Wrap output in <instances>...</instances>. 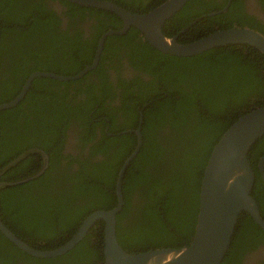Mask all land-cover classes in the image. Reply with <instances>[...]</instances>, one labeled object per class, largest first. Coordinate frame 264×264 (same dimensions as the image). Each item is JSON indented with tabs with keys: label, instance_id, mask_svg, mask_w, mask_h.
<instances>
[{
	"label": "trees",
	"instance_id": "trees-1",
	"mask_svg": "<svg viewBox=\"0 0 264 264\" xmlns=\"http://www.w3.org/2000/svg\"><path fill=\"white\" fill-rule=\"evenodd\" d=\"M112 1L137 12L160 2ZM65 7L69 21L61 28L58 14L39 0L27 17L34 18L26 27L30 34L20 32L24 41L17 46H6L0 19V102L11 99L32 71L77 72L91 62L99 35L121 25V19L106 9L68 1ZM214 7L209 0H187L165 20L162 30L172 35L188 29L192 37L177 34V40L188 41L233 24L234 17L228 16L231 6L205 14L218 8ZM85 15L87 33L78 24ZM201 18L219 25L201 26ZM46 42L52 45L43 52L40 45ZM124 65L132 69L129 75L122 73ZM263 104L264 55L252 45L226 44L183 56L159 51L132 25L121 34H108L92 69L67 80L35 76L16 104L0 109V169L35 145L48 155L41 175L0 187V219L28 243L54 247L90 211L112 207L117 170L135 144V134L125 129L134 128L140 115L141 144L121 178L116 239L131 251L187 243L212 145L241 113ZM69 128L81 144L89 142L87 155L61 153ZM93 154L100 157L93 159ZM260 154L264 133L248 152L255 172L251 194L264 213V186L255 166ZM63 157L65 164L60 163ZM39 164L38 153L21 155L0 171V180L29 174ZM102 228V219H96L69 249L47 257L26 253L0 232V264H99ZM249 230L262 229L242 210L219 264H234L235 251L253 240Z\"/></svg>",
	"mask_w": 264,
	"mask_h": 264
},
{
	"label": "water",
	"instance_id": "water-1",
	"mask_svg": "<svg viewBox=\"0 0 264 264\" xmlns=\"http://www.w3.org/2000/svg\"><path fill=\"white\" fill-rule=\"evenodd\" d=\"M69 1L112 11L121 19V25L118 28H108L100 34L91 62L85 64L80 70L68 75L50 71H32L11 99L0 102V109L16 104L35 76H51L59 80H67L77 78L92 69L97 64L104 37L108 34L123 33L130 25L138 30L142 39L163 53L184 56L214 46L247 43L256 47L264 55V34L249 26L216 28L188 41L177 40V34H165L162 30L163 23L186 0H162L152 8L140 13L130 11L111 0ZM140 123L141 118L139 117L138 125L135 128L125 130L133 131L136 141L117 170L114 182L116 202L112 207L90 211L67 239L55 247L41 248L28 244L11 231L1 219L0 232L26 253L47 257L61 254L69 249L83 237L96 219H102L103 245L101 252L103 257L99 264H219L229 246L239 213L242 210L248 212L255 222L264 229V220L258 214L257 203L251 194L255 172L248 157L251 144L264 133L263 104L241 113L212 145L199 182L197 211L189 241L178 246L161 245L138 251L122 248L115 235V214L123 203L120 187L124 169L141 144ZM34 150L29 149L28 151ZM256 165L264 183V154L258 158ZM42 168L16 179L0 180V187L23 182L38 174Z\"/></svg>",
	"mask_w": 264,
	"mask_h": 264
},
{
	"label": "flooded vegetation",
	"instance_id": "flooded-vegetation-1",
	"mask_svg": "<svg viewBox=\"0 0 264 264\" xmlns=\"http://www.w3.org/2000/svg\"><path fill=\"white\" fill-rule=\"evenodd\" d=\"M66 1L72 2L69 0H65V1L64 0L63 1L62 0H40V3H44L45 8L47 6L52 7L54 9V11L58 14V17L60 18L61 28H64L66 23L69 21L67 14H66V11H65L66 10V7H65ZM139 1L141 3H144V1H145L147 3L148 0H139ZM161 1L162 0H160V2ZM112 2H114V1H112ZM72 3H74V2H72ZM114 3H116V2H114ZM209 3L212 5V7L215 6L218 8L216 10L210 9L205 14L211 15L214 13H220L222 11H225L228 7L231 6V8H229L231 10V12L228 16H232L234 18L232 19L233 24L230 26H249V27L254 28L257 31L263 33V31H264V0H241L239 3H233V0H209ZM157 4H155V5H157ZM38 5H39V0H0V19L4 22V26H5L6 46L12 45V44H13V46H17V44L23 42L24 40L19 38L20 32H25L27 34H30L29 30H27L26 27H27V24L29 23V21L34 19V18H27V17H31V14L29 12L30 8L31 7L36 8ZM78 5H80V4H78ZM82 6L99 8V7L91 6V5H82ZM99 9H103V8H99ZM126 9H128V8H126ZM128 10H130V9H128ZM130 11H132V10H130ZM133 12H137V11L133 10ZM140 12H144V11H140ZM140 12H137V13H140ZM243 14L252 17L257 22L250 19V18H245ZM207 21L205 18H201L200 19V25L208 27L212 24L213 28H215V27H217V25H219V23L216 21H210V20H207ZM238 22H241V23H238ZM247 23L254 24L256 26H250ZM258 23H259V27L257 28ZM78 24L83 28L84 33H87L88 19H87L86 15L82 20L79 21ZM31 27H32V24L29 26V28L31 29ZM199 30L200 29H198L197 32ZM179 32L183 34V37H192L193 36V32L189 31L188 29L185 30V28H180L176 33L179 34ZM96 43H97V41H96ZM49 44L52 45V42H46V43L40 45V50L43 52L46 50H49L47 47ZM131 71H132L131 68L124 65V67L122 69V73L124 75H129L131 73ZM139 117L141 118L140 115H139ZM137 125H138V123H137ZM131 129H133V128H131ZM125 130H127V129H125ZM131 132H133V131H131ZM66 133L67 134L64 137V141L62 142L61 153L63 155H65L66 153H70L72 155H78L79 153H83V154L87 155V149H88L89 142L81 144L76 137V132L74 130H71L70 128L67 129ZM135 141H136V136H135ZM29 149H35V150L34 151H28ZM21 152H22L21 153L22 156L28 155V154L33 153V152H36L40 155V164L31 173H33V172L39 170L41 167H43L42 170L38 174H36V175H34V176L24 180V181L30 180L35 176L41 175L45 171V169L48 165V155L42 147L35 145V146L30 147V148L24 149ZM261 155L262 154L257 156V160L255 162L256 167H257L256 164L258 162V158ZM18 156L15 159H17ZM91 157L94 159L96 157H100V155L99 154H93V155H91ZM15 159H13V160H15ZM66 160L67 159L65 157H63L60 159V163L65 164ZM72 164L75 165V163H72ZM31 173H29V174H31ZM26 175H28V174H26ZM26 175H24V176H26ZM259 176H260V174H259ZM262 183H263V181H262ZM263 186H264V183H263ZM263 201H264V199H263ZM256 203H257V201H256ZM257 209H258V214L264 220V213L260 211V209L258 208V204H257ZM251 219L255 222V220L252 217H251ZM255 224L257 226H259L262 230L261 231L249 230L247 232L248 238L252 237L253 240H252V242H249L247 244L244 243L241 247H239L235 251V253L233 254L234 264H264V229L257 222H255ZM245 233H246V231H245ZM20 238L22 240H24L23 237L20 236ZM24 241L27 242L26 240H24ZM28 244H30L34 247H41L42 246L41 248L48 245L46 243L44 244L43 242L33 243L32 241H30V243H28ZM48 246H51V245H48ZM45 248H47V247H45ZM48 248H50V247H48ZM16 264H18V263H16Z\"/></svg>",
	"mask_w": 264,
	"mask_h": 264
},
{
	"label": "clouds",
	"instance_id": "clouds-1",
	"mask_svg": "<svg viewBox=\"0 0 264 264\" xmlns=\"http://www.w3.org/2000/svg\"><path fill=\"white\" fill-rule=\"evenodd\" d=\"M187 1V0H186Z\"/></svg>",
	"mask_w": 264,
	"mask_h": 264
}]
</instances>
